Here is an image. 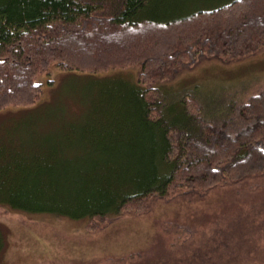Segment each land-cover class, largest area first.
Masks as SVG:
<instances>
[{"label": "trees", "instance_id": "1", "mask_svg": "<svg viewBox=\"0 0 264 264\" xmlns=\"http://www.w3.org/2000/svg\"><path fill=\"white\" fill-rule=\"evenodd\" d=\"M188 1L0 0V111L33 105L42 90L36 77L52 63L90 75L138 66L134 81L107 78L119 82L103 90L111 101L68 144L27 152L4 145L1 208L119 216L144 212L150 198L205 197L264 173V91L243 99L164 87L204 57L260 51L264 0L184 9Z\"/></svg>", "mask_w": 264, "mask_h": 264}, {"label": "rangeland", "instance_id": "2", "mask_svg": "<svg viewBox=\"0 0 264 264\" xmlns=\"http://www.w3.org/2000/svg\"><path fill=\"white\" fill-rule=\"evenodd\" d=\"M218 1L189 0L184 9ZM118 69L90 75L52 63L36 77L42 90L33 105L0 111V150L11 145L27 152L73 141L93 126L94 111L111 101L103 90H116V75L136 80L138 66ZM169 84L164 87L171 92L196 86L246 99L264 91V47L234 61L204 57ZM246 178L205 197L190 199L179 192L150 198L144 212L111 217L0 207V264H264V173Z\"/></svg>", "mask_w": 264, "mask_h": 264}]
</instances>
